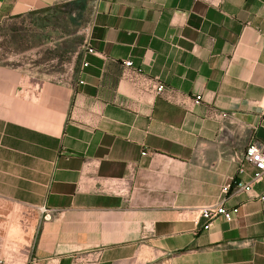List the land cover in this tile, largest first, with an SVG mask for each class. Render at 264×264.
<instances>
[{"label":"crops","instance_id":"obj_1","mask_svg":"<svg viewBox=\"0 0 264 264\" xmlns=\"http://www.w3.org/2000/svg\"><path fill=\"white\" fill-rule=\"evenodd\" d=\"M66 6L83 39L49 72L19 39ZM255 139L264 0H0V264H264ZM223 200L232 221L190 212Z\"/></svg>","mask_w":264,"mask_h":264},{"label":"rangeland","instance_id":"obj_2","mask_svg":"<svg viewBox=\"0 0 264 264\" xmlns=\"http://www.w3.org/2000/svg\"><path fill=\"white\" fill-rule=\"evenodd\" d=\"M86 18L87 15L83 12L81 7L75 10L73 6L51 8L43 14L39 13L34 15L32 19L29 20L30 22L38 23L47 27L43 29L39 28L37 30L36 28H28L21 32L18 49L23 51L28 47H32V45H37L42 40H49V48H52L53 45L57 44L60 38L65 37V43L63 42L57 50L49 49L47 47V49H41L30 53L34 54V56L36 55V52L40 53V57H36L39 58L38 60L50 59V62L44 65L45 70L47 69L49 72H65L68 67V61L71 57L67 52L76 47L83 39V28L87 21ZM54 41H56V43Z\"/></svg>","mask_w":264,"mask_h":264},{"label":"built area","instance_id":"obj_3","mask_svg":"<svg viewBox=\"0 0 264 264\" xmlns=\"http://www.w3.org/2000/svg\"><path fill=\"white\" fill-rule=\"evenodd\" d=\"M125 66L131 68L133 66L132 60H126ZM167 89V86L164 83L156 82L155 92L157 94L163 93ZM202 99L201 95L196 96V101L199 102ZM224 117H227V114H222ZM244 163L250 164L254 172L251 179L246 183H239L238 190L251 191L252 186L256 183L261 182L264 179V143L259 140H252L244 151L243 162L239 168V173H244ZM231 184L224 186V193L230 191ZM264 198V197H262ZM191 214L195 215L198 218H203L205 220L203 228L209 229L216 218H223L226 221H232L235 215L239 212V208H229L226 206L224 200L218 204L214 205H200L190 210ZM51 217L49 212H46L45 218ZM36 264V263H35Z\"/></svg>","mask_w":264,"mask_h":264}]
</instances>
